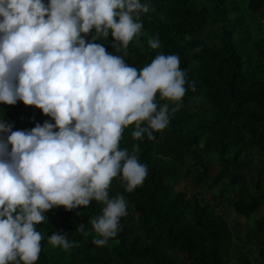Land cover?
Segmentation results:
<instances>
[{"label": "trees", "instance_id": "1", "mask_svg": "<svg viewBox=\"0 0 264 264\" xmlns=\"http://www.w3.org/2000/svg\"><path fill=\"white\" fill-rule=\"evenodd\" d=\"M151 4L140 17L142 33L126 50L117 52L111 36L96 42L137 69L159 54H176L196 90L188 88L154 141L134 139L135 123L124 129L119 147L132 153L139 145L148 175L132 192L119 176L113 179L110 198L123 195L128 204L118 235L106 246L93 243L90 221L102 213L101 202L56 207L36 225L43 237L36 264H264V0ZM157 36L160 47L152 49L148 41ZM157 101L170 103L159 94ZM25 105L0 102V116L13 131L50 121L42 109L28 114ZM221 205L246 222L227 218ZM53 233L78 246L50 245Z\"/></svg>", "mask_w": 264, "mask_h": 264}, {"label": "clouds", "instance_id": "2", "mask_svg": "<svg viewBox=\"0 0 264 264\" xmlns=\"http://www.w3.org/2000/svg\"><path fill=\"white\" fill-rule=\"evenodd\" d=\"M151 9V0H0V102L35 105L55 121L13 131L0 116V264H36L43 239L36 225L59 206L104 205L90 221L97 246L121 230L128 204L110 198V185L119 176L132 192L148 175L139 145L132 153L119 147L124 129L135 123L134 139L154 141L188 88L196 90L176 54L137 69L96 42L111 36L117 52L126 50ZM148 43L160 47L158 36ZM157 94L170 103L160 105ZM79 231L88 235L83 224ZM48 243L78 246L59 233Z\"/></svg>", "mask_w": 264, "mask_h": 264}, {"label": "rangeland", "instance_id": "3", "mask_svg": "<svg viewBox=\"0 0 264 264\" xmlns=\"http://www.w3.org/2000/svg\"><path fill=\"white\" fill-rule=\"evenodd\" d=\"M208 196L210 198H213V200L215 202L216 201L218 202L220 200V199H218V200L215 199L216 194L212 190H210L208 192ZM221 206L224 208V213H225L226 217L229 218L230 220H232V221L238 220L240 222H246V218L242 217V216H238L236 214L235 210L231 206H229V205H221ZM262 212H264V209H262L261 213Z\"/></svg>", "mask_w": 264, "mask_h": 264}, {"label": "built area", "instance_id": "4", "mask_svg": "<svg viewBox=\"0 0 264 264\" xmlns=\"http://www.w3.org/2000/svg\"><path fill=\"white\" fill-rule=\"evenodd\" d=\"M24 109H25V110L27 111V113L29 114V113L32 112V111H39L40 108L36 107L35 105H25V106H24ZM44 115L48 116L49 119H50V121H51L52 123L55 122L54 120H52V118H51L49 115H47V114H44Z\"/></svg>", "mask_w": 264, "mask_h": 264}]
</instances>
